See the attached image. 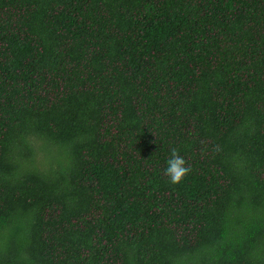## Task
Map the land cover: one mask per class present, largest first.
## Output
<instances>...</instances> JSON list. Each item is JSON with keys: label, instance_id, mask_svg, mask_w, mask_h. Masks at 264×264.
<instances>
[{"label": "trees", "instance_id": "trees-1", "mask_svg": "<svg viewBox=\"0 0 264 264\" xmlns=\"http://www.w3.org/2000/svg\"><path fill=\"white\" fill-rule=\"evenodd\" d=\"M0 264H264V0H0Z\"/></svg>", "mask_w": 264, "mask_h": 264}, {"label": "clouds", "instance_id": "clouds-1", "mask_svg": "<svg viewBox=\"0 0 264 264\" xmlns=\"http://www.w3.org/2000/svg\"><path fill=\"white\" fill-rule=\"evenodd\" d=\"M166 164L164 175L172 184H179L191 171V167L186 159L176 149L171 151Z\"/></svg>", "mask_w": 264, "mask_h": 264}]
</instances>
